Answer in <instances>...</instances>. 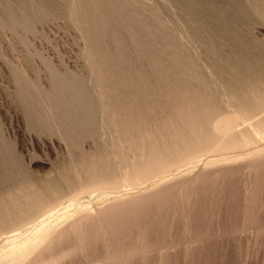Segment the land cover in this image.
Listing matches in <instances>:
<instances>
[{"label":"rangeland","instance_id":"rangeland-1","mask_svg":"<svg viewBox=\"0 0 264 264\" xmlns=\"http://www.w3.org/2000/svg\"><path fill=\"white\" fill-rule=\"evenodd\" d=\"M174 11L0 0V250L46 207L58 223L17 264H264V153L213 147L219 120L244 127L231 90L247 71L202 55ZM245 33L264 45V22Z\"/></svg>","mask_w":264,"mask_h":264},{"label":"bare ground","instance_id":"bare-ground-1","mask_svg":"<svg viewBox=\"0 0 264 264\" xmlns=\"http://www.w3.org/2000/svg\"><path fill=\"white\" fill-rule=\"evenodd\" d=\"M165 1H167L171 5V7L176 10V12L174 11L175 18L177 22L183 24V29L185 31L187 39L209 46V49H207L203 53L201 52L202 55L212 56L215 57V59L221 58L223 54L229 55L231 58H234L233 60H230L235 62L234 64H231L233 67H238L237 69L241 67L240 69H242L243 72L247 71L246 75L248 77L245 79H247L249 83H244L245 79L242 78L243 76H240L239 73H236L234 74L235 85L231 90L232 94L237 97L236 104L234 105L235 107H237V111L236 114L232 115L233 119L231 120L235 121L237 125L244 124V127L239 129L237 132H234L232 130H229L228 128L230 121L224 124L222 120H219L218 122H220V127L222 129L218 130V132H215L222 133L221 136L223 137V142L218 143V139L222 137L213 138V147H215V152H218V154L220 152L225 153L226 151H232L236 153V151L239 150H242V152L244 150H248L245 151V153L247 152V156L242 152H237L238 154L240 153V155L244 154V156L241 155L243 157V160H245L246 157H253V155H257L259 150L264 153V45L254 43L250 38L246 36L245 33V29L252 26L254 23H257V21L264 22V0ZM223 46H229V50L225 52L218 49ZM227 120L230 119L227 118ZM255 146H258L260 148H255ZM202 147L203 146H201V148ZM253 147L255 150H253ZM199 149L197 150L199 151ZM182 151L183 150L180 149L175 154L178 159H180L182 155L180 153ZM263 155L261 156L260 154L258 156L263 157ZM226 158H228V155ZM232 158L230 159L231 162L232 160L235 161V159ZM236 158L238 159V157ZM239 158L241 157L239 156ZM220 159L223 160L225 158ZM237 159L236 163L240 160ZM180 162V160L174 161L167 166L168 168H170L179 165ZM161 182L162 181H160V183ZM64 208H66V206ZM56 213H58V211ZM53 214L54 207H46L38 212L35 217L33 216L34 218L29 221V223L33 221H36L37 223L35 222L36 224L33 226V229L31 228V231H29L30 228L28 229L29 233L27 234L23 232L22 234L20 232L21 229L19 228V226L14 227L6 232L10 233V235L12 233L15 238L13 241H9L10 239L8 238V241L12 243L7 247L6 250H0V264H17L19 261L26 258L30 251L33 250V246L45 242L48 239V236H50L51 234V226L53 227L55 226V224H58L57 222H54V225H51L50 218L53 216ZM8 219L0 217V225H3L4 223L6 224ZM19 219L18 221H20ZM226 229L227 228L222 227L221 229L217 230L216 234L214 235H224L223 233L226 232ZM3 239L4 238H2V240ZM55 240L56 237L53 234L52 238L50 240H47L44 244V248L49 247Z\"/></svg>","mask_w":264,"mask_h":264}]
</instances>
